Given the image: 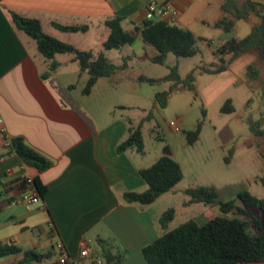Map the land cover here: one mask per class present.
<instances>
[{"label":"crops","instance_id":"crops-1","mask_svg":"<svg viewBox=\"0 0 264 264\" xmlns=\"http://www.w3.org/2000/svg\"><path fill=\"white\" fill-rule=\"evenodd\" d=\"M148 1L0 0V241L10 242L20 249L19 253L1 256L0 264H38L24 259V251L31 249L38 252L52 250L55 256L42 264H54L58 258L57 241L63 243L75 264H89V258L81 257L79 252L85 244L91 255H99L102 250L99 240L105 242L109 251L106 256L111 255V262L123 255L119 264H149L142 249L160 235V230L149 211L153 202L141 205L123 198L126 191H143L147 187L138 173L146 166L135 163L126 150L116 151V145L127 135V124L113 118L106 125L97 127L86 111L81 109L82 114L67 104L47 77L45 68H48L49 60L38 50L36 42L16 26L10 15L13 11L36 18L46 34L95 53L91 47L79 45L67 35L86 34L103 27V44L109 33L104 21L114 16L120 17L122 27L128 28L123 29L133 34L146 19ZM156 1L168 2L178 10L176 23H180L182 15L195 1L205 2ZM223 2L219 4L220 9ZM239 20H242L241 25L243 19ZM200 21L213 27L216 20ZM52 22L85 24L87 29L66 32ZM234 27L235 20L228 32L220 29L224 34L218 41L223 42L217 47L227 39L235 38L230 36L235 33ZM136 41L142 49L140 35L131 45ZM137 49L133 46L129 55H140ZM141 57H146L145 52ZM68 60L74 62L72 56ZM123 62L126 69L128 64L125 59ZM82 73L77 72L78 76ZM56 84L70 85L59 81ZM2 128L10 138L22 137L26 145L51 161L50 166L38 171L27 166L16 153H7ZM24 177H38L46 186L38 202L18 200L23 194L32 193L30 186L20 185L18 180Z\"/></svg>","mask_w":264,"mask_h":264},{"label":"rangeland","instance_id":"rangeland-1","mask_svg":"<svg viewBox=\"0 0 264 264\" xmlns=\"http://www.w3.org/2000/svg\"><path fill=\"white\" fill-rule=\"evenodd\" d=\"M204 1L203 3L195 1L182 15L180 23H176L193 31L198 37L196 43L198 52L193 56L177 57L169 52L163 64L154 63L148 59L153 50L145 47L140 49L139 41L133 45L138 48L140 54L136 57L129 55L132 45H125L120 50H103L102 39L105 36L101 27L86 34L71 33L67 36L79 45L91 47L95 53L103 51L106 57L116 64L125 59L128 64L126 69L118 70L110 77L98 79L91 92L84 94L82 89L88 75L83 72L78 76L79 67L75 62L68 60L70 54L54 56L53 60L57 63L54 71H50L49 67L45 68L47 77L53 85L59 81L64 85L74 86L71 95L80 104L81 109L93 118L97 127L106 125L113 118L123 120L127 127L129 124L137 126L147 113H152L153 119L143 121L141 126L144 152L138 153L134 148H129L126 152L135 163L147 166L162 154V147L167 144L173 158L181 166V180L149 205V211L157 223L160 234L163 229L159 225V217L169 208L174 210L173 219L168 225L169 230L191 218L200 223L218 215L247 219L232 211L222 213L218 205L208 206L202 203L186 205L188 196L185 190L189 187L214 186L221 199L234 197V193L240 188L264 198V185L258 179L264 175V158L260 154L263 139L249 129L250 121H259L264 127V58L259 56L257 51L251 49L240 53L233 59L228 69L221 73L197 74L194 81L195 91L182 86L177 87L169 95L165 107H159L155 102V93L169 87L170 82L162 79L168 73L169 67L176 64L178 73L184 78L193 67L218 60L215 48L218 43L223 42L218 41V38L224 33L220 29L204 24L200 19L213 22L224 15L231 18L233 16L219 8L223 0ZM233 1L239 8H243L245 0ZM261 16H264V0H259L257 11H249L241 25L239 24L242 20L234 19L236 30L230 36L243 37L246 31L249 32L250 26L261 21ZM123 28L128 29L126 25H123ZM142 52H145L146 57H141ZM250 64L257 68L256 75L252 77L247 73V66ZM137 75L154 78L157 81L154 83L139 81ZM249 78L252 88L246 85ZM228 98L232 100L234 111L221 112L220 108ZM202 108L205 110L204 115ZM197 123H200L199 138L189 145L183 130H194ZM156 124L164 141L158 140L152 132ZM228 131L231 132V136L227 135ZM236 204L259 216L260 226L264 231V210L247 207L239 200H236ZM254 231L253 227H249L250 233ZM98 257L105 262L102 252ZM90 260L92 259L89 258V264Z\"/></svg>","mask_w":264,"mask_h":264},{"label":"trees","instance_id":"trees-1","mask_svg":"<svg viewBox=\"0 0 264 264\" xmlns=\"http://www.w3.org/2000/svg\"><path fill=\"white\" fill-rule=\"evenodd\" d=\"M166 3V2H165ZM258 3L245 0L243 8H239L233 0H224L221 9L233 16L228 15L216 20L212 26L228 32L234 25V19L247 18L249 11H257ZM11 18L16 26L30 36L37 45L41 54L49 60V70L54 71L57 63L53 60L56 54H70L72 61L76 62L81 72L88 74L85 86L82 89L84 94H89L101 77H109L118 70L125 69L126 63L116 64L108 59L103 51L93 53L83 50L72 44L59 40L43 31L40 20L32 17H24L16 12H10ZM52 24L58 29L66 32L85 31L87 25H63L56 22ZM109 29L108 36L103 41V50L122 49L125 45H131L136 36L140 35L143 46L153 50L148 59L154 63L163 64L167 54L173 53L175 56H193L198 52L196 46L198 37L186 28L175 23H170L160 18L145 19L141 27H136L133 34L125 31L121 25V18L114 16L104 21ZM257 51L258 55L264 58V16L261 21L253 25L250 32L242 38H229L216 48L219 55L217 62H210L204 65L193 67L184 78L180 76L177 65L169 67L168 73L162 78L169 81V87L155 93V102L159 107H165L169 95L179 86L191 91H195L194 81L197 74H215L224 71L232 60L240 53L248 50ZM249 76H255L257 68L250 64L247 66ZM250 77V78H251ZM247 84L252 88L251 80ZM139 81L154 83L157 79L139 75ZM61 98L71 105L78 112H82L79 103L71 95L74 87L72 84L61 86L55 84ZM221 112H233L234 107L230 98L226 99L220 108ZM203 115L205 110L202 108ZM153 119L151 112L147 113L137 126L129 125L127 135L116 145V151L121 153L129 148H134L136 152L143 153V139L141 126L143 121ZM156 124L152 132L160 141L164 137L160 133ZM250 131L263 139V149L260 154L264 158V127L259 121H250ZM200 123H197L194 130H183L186 142L189 145L195 143L199 138ZM231 136V132H227ZM232 149H230V152ZM16 153L21 160L30 167L43 171L48 168L51 161L43 155L26 145L20 136L12 137L10 145L7 146V153ZM228 160V158H227ZM139 175L145 181L147 187L143 191H126L123 198L127 202H136L146 205L154 202L159 196L170 191L182 178L180 164L173 158L170 147L164 144L162 154L149 166L140 168ZM259 181L264 185V175ZM20 185H28L26 177L19 179ZM32 189L40 196L46 190V186L41 183L38 177L32 178ZM188 199L186 205L202 203L204 205H218L222 213L235 212L245 216L247 219L239 217H228L218 215L200 223L196 219H189L174 229H168L170 221L173 219L174 210L167 209L159 218L160 227L163 232L152 242L142 249L143 254L149 264H264V231L260 226V217L255 216L243 207L236 204V200L244 203L247 207H257L259 211L264 210V198L253 195L249 190L240 188L234 193V197L221 199L214 186H195L185 190ZM249 227L255 231L249 232ZM101 252L104 256L109 252L104 246L105 242L98 241ZM20 249L8 242L0 241V257L9 254L19 253ZM55 256L52 250L38 252L34 249L24 251V259L36 261L38 264L46 259ZM124 256H118L116 260L106 264H119ZM90 260V264H93ZM54 264H59L58 258Z\"/></svg>","mask_w":264,"mask_h":264},{"label":"built area","instance_id":"built-area-1","mask_svg":"<svg viewBox=\"0 0 264 264\" xmlns=\"http://www.w3.org/2000/svg\"><path fill=\"white\" fill-rule=\"evenodd\" d=\"M145 16L146 19L160 18L170 23H176L179 18V12L168 2L165 3L158 2L156 0H149L146 5ZM172 124L173 123H171V125ZM1 132L3 133L4 144L9 146L11 138L5 134V130L3 128L1 129ZM26 182L28 185L32 186V178L26 177ZM18 200L26 203H36L40 200V196L34 189H32V193H25ZM55 247L58 251L59 264H75V262L68 256L61 241H57L55 243ZM79 254L83 258H91L94 262L93 264H105V262L101 260L98 255H91L85 244H83Z\"/></svg>","mask_w":264,"mask_h":264},{"label":"water","instance_id":"water-1","mask_svg":"<svg viewBox=\"0 0 264 264\" xmlns=\"http://www.w3.org/2000/svg\"><path fill=\"white\" fill-rule=\"evenodd\" d=\"M110 257H111V255H110V254H108V255L106 256V263H110V262H111V259H110Z\"/></svg>","mask_w":264,"mask_h":264}]
</instances>
